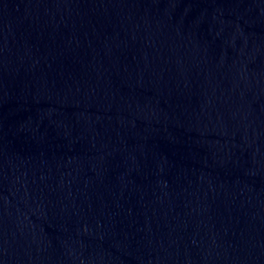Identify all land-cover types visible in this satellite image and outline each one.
<instances>
[{
    "label": "water",
    "instance_id": "1",
    "mask_svg": "<svg viewBox=\"0 0 264 264\" xmlns=\"http://www.w3.org/2000/svg\"><path fill=\"white\" fill-rule=\"evenodd\" d=\"M0 264H264V0H0Z\"/></svg>",
    "mask_w": 264,
    "mask_h": 264
}]
</instances>
